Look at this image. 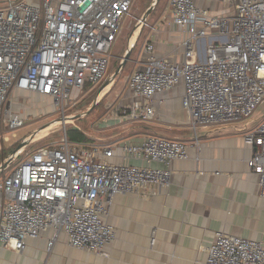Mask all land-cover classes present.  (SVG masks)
Returning a JSON list of instances; mask_svg holds the SVG:
<instances>
[{"label": "built area", "instance_id": "1", "mask_svg": "<svg viewBox=\"0 0 264 264\" xmlns=\"http://www.w3.org/2000/svg\"><path fill=\"white\" fill-rule=\"evenodd\" d=\"M231 1L230 16L212 15L194 0L168 1L163 20L186 35L184 59L156 57L154 45L147 43L146 61H134L128 79L133 101L114 119L150 122L157 115L154 97L183 86V108L195 130L244 122V143L253 150L248 166L264 194V118L249 128L264 102V0ZM133 3L23 0L0 9V139L6 129L25 126L10 101L16 91L50 100L68 124L85 83L105 81ZM188 149L181 140L158 135L141 143L88 146L70 142L65 132L62 142L30 151L0 178V244L21 253L28 240L53 230L49 252L64 233L70 247L103 254L117 239L108 222L115 198L145 187L169 188L171 164L187 159ZM205 253L206 264H264L262 242L223 232L215 234Z\"/></svg>", "mask_w": 264, "mask_h": 264}, {"label": "crops", "instance_id": "2", "mask_svg": "<svg viewBox=\"0 0 264 264\" xmlns=\"http://www.w3.org/2000/svg\"><path fill=\"white\" fill-rule=\"evenodd\" d=\"M168 1L154 24L142 33L138 52L142 64L148 56L144 51L147 43L154 45L156 57L172 62L184 59L182 42L186 35L170 20H163ZM194 1L212 15L234 14L231 0ZM126 95L130 97L126 102L131 104L133 95L128 85ZM183 95V86H178L154 97L160 124L104 119L106 128L116 125L124 130L122 136L104 143H141L158 135L185 142L189 156L172 162L169 188L145 187L138 194L115 198L108 222L115 227L117 239L103 254L70 247L64 233L49 252L48 243L55 238V232L49 230L28 240L21 253L0 244V264H206L205 249L217 232L264 244V194L258 176L248 166L253 150L244 143V122L195 130L183 108ZM259 122L254 120L249 128ZM130 163L141 164L135 160ZM153 167L163 168L160 164ZM153 238L155 244L151 245Z\"/></svg>", "mask_w": 264, "mask_h": 264}, {"label": "rangeland", "instance_id": "3", "mask_svg": "<svg viewBox=\"0 0 264 264\" xmlns=\"http://www.w3.org/2000/svg\"><path fill=\"white\" fill-rule=\"evenodd\" d=\"M12 1H23V0H5L0 3V9H6L10 7ZM154 0H134L133 6L130 11V16L123 20L120 34L113 45L112 48V60L109 65V73L105 79L109 77L117 70V68L122 63L124 56L128 50V46L132 36L135 34L137 28H140L139 21H141L143 15L146 13L147 9L153 3ZM168 0H161L155 11L150 15L147 20L146 27L139 30L136 37V44L133 52L130 56L129 61L124 67L122 73L116 78L115 82L112 84V88L109 93L101 95L102 99L98 106L87 116L79 118L75 121H71L67 125L57 124L53 129L48 132V135L40 140H35L31 142L25 151L21 153L19 158L10 166L9 170L14 169L15 166L26 156L30 151L35 150L43 145L57 144L64 140L65 132H71V130L76 129L81 131L92 144H100L107 142L108 138H113L116 136H122L123 129L119 126L113 125L115 128H106L103 123L104 119L108 122L114 121L115 117L120 115V110L122 107L128 106L126 101L129 100V95H126L128 79L130 74L134 70V61L137 60L139 56L140 45L143 42L142 33L147 31L149 27L156 21L159 14L166 5ZM135 43V42H134ZM102 82L100 86H92L90 83L86 82L84 87L80 92V103L77 107L69 111L70 115H78L88 110V108L93 104L94 99L105 83ZM25 92H13L10 95V101L12 103V108L15 113L20 117L25 119V126L15 130H5L3 133V139H0V165L9 158L10 155L17 149L20 143L25 140L30 134H32L37 129L42 126L61 119V114L56 112L53 108L52 102L50 100H44L39 96H28ZM125 101V102H123ZM264 118V102L259 105L256 112L253 115V119L259 121ZM119 121V120H117ZM160 121V115L155 116V118L150 121V123H155ZM159 123V122H158ZM160 124V123H159ZM200 127V126H198ZM197 127V128H198ZM83 144V143H82Z\"/></svg>", "mask_w": 264, "mask_h": 264}, {"label": "water", "instance_id": "4", "mask_svg": "<svg viewBox=\"0 0 264 264\" xmlns=\"http://www.w3.org/2000/svg\"><path fill=\"white\" fill-rule=\"evenodd\" d=\"M160 1L161 0H154L153 3L150 5V7L147 9L146 13L143 15V17L141 19V21L144 24L147 23L148 18L155 11V9L157 8V6L160 3ZM136 41L133 44L129 43L128 50H127L126 55L124 56V58L122 60V63L117 68V70L109 77V79H107V81H105V83L102 85V87L100 88V90L98 91V93H97V95H96V97L94 99L93 104L88 108V110L83 112V113H80L78 115H75L73 117H70L69 120L75 121V120H77L79 118L85 117L88 114H90L98 106V104L101 102V99H102L101 94H102L103 90L105 88L111 86L115 82L116 78L122 73L124 67L126 66L127 62L130 59V56H131V54L133 52V49H134L135 44H136ZM66 120H68V119H66ZM64 122H65L64 119H58V120L52 121V122L42 126L41 128L37 129L32 134H30L25 140H23L20 143V145L17 147V149L12 153V155H10L9 158L7 160H5L0 165V178L5 176L6 172L10 168V166L14 164V162L19 158L21 153H23L25 148L28 147L31 142H34L36 140V137L39 134H41L43 131H45L49 127L53 126V124L54 125L64 124Z\"/></svg>", "mask_w": 264, "mask_h": 264}, {"label": "trees", "instance_id": "5", "mask_svg": "<svg viewBox=\"0 0 264 264\" xmlns=\"http://www.w3.org/2000/svg\"><path fill=\"white\" fill-rule=\"evenodd\" d=\"M80 103V102H79ZM68 140L72 143H83L85 145H92L93 142H90L89 139L79 130L73 129L67 132ZM45 146V145H43ZM42 147V146H41Z\"/></svg>", "mask_w": 264, "mask_h": 264}, {"label": "bare ground", "instance_id": "6", "mask_svg": "<svg viewBox=\"0 0 264 264\" xmlns=\"http://www.w3.org/2000/svg\"><path fill=\"white\" fill-rule=\"evenodd\" d=\"M139 30H140V29L137 28L135 34L132 36L131 41H130L131 44H133V43L135 42L136 37H137V35H138V33H139ZM109 87H110V86H109ZM109 87L105 88V89L103 90V92H102L101 95L105 94V93L108 91ZM66 123H70V120H69V122H66ZM58 125H59V124H58ZM63 125H64V124H63ZM55 126H56V125L53 124V126L49 127V128L46 129L45 131H43L41 134H39V135L36 137V140H40V139L45 138V137L48 135V132H49L51 129H53Z\"/></svg>", "mask_w": 264, "mask_h": 264}]
</instances>
